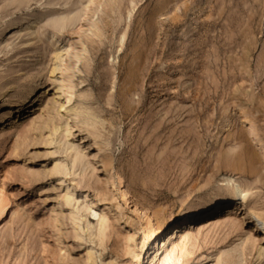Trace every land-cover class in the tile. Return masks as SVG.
I'll return each instance as SVG.
<instances>
[{
    "label": "rangeland",
    "instance_id": "374dc122",
    "mask_svg": "<svg viewBox=\"0 0 264 264\" xmlns=\"http://www.w3.org/2000/svg\"><path fill=\"white\" fill-rule=\"evenodd\" d=\"M88 4L0 0L1 32L12 20L42 16L31 25L36 34L1 40L0 90L24 93L41 76L42 97L0 133V264H80L89 251L103 264H156L159 238L230 180L250 189V206L264 212V0H112L96 17ZM61 17L76 22L57 27ZM72 48L81 58L72 106L97 124L102 162L92 160L98 150L83 125L66 137L54 130L65 128L66 112L43 111L56 91L57 55ZM69 145L97 170L72 168ZM68 191L73 200L62 201L59 224L56 196ZM226 208L240 206L209 201L191 220L204 236L184 248L193 253L186 264H217L254 228L247 215L241 236L212 226ZM90 210L105 217L103 236ZM158 228L163 234L151 238ZM248 258L242 264L259 263Z\"/></svg>",
    "mask_w": 264,
    "mask_h": 264
},
{
    "label": "bare ground",
    "instance_id": "6f19581e",
    "mask_svg": "<svg viewBox=\"0 0 264 264\" xmlns=\"http://www.w3.org/2000/svg\"><path fill=\"white\" fill-rule=\"evenodd\" d=\"M114 1L116 2V0ZM109 2L112 3V0H89L87 9L94 7V11H91L96 17L101 12V10L109 4ZM23 18L24 19L12 20L8 22L4 27L2 26V32L0 31V46H2L5 41L8 42L5 38L3 41H1L4 37L3 35L5 34L6 38L8 35L12 34L11 38L14 39L15 37L20 38V36H22L25 31H27L31 35L36 34V32H33V26L31 25H34V23L36 25V23L41 20L42 16L32 15L25 16ZM75 22V18L61 17L55 19V24L57 25V27L63 25L64 27L62 28L64 29H67L70 23L75 24ZM24 26L27 27L23 28ZM96 30L97 26L93 24L90 32H96ZM95 34L97 35V33ZM10 47H12V44L8 43L7 48ZM78 56V51L75 48L64 49L60 53H58L56 61L57 63L51 71L52 76L56 78V91L52 93L50 98L46 99V105L43 111L48 114L49 110H53L54 108L59 113L66 112L68 119H66L65 128H60L58 126H55L54 128L55 133L61 132L66 137L72 136L73 131L78 128L81 129L83 125L82 129H84V131L86 132L88 141L94 140L96 145L95 148L98 150V153L92 160L102 162L100 161V151L104 150V146L101 140L100 131H98L99 129L97 127V124L88 120L81 121L79 117L80 113L74 106H72L75 96L74 90L76 88L75 84H73L76 77L74 62L77 60V58H80ZM61 76H64V80L61 79ZM40 79L41 76L38 77V80L32 79L30 87H28L24 91V93H18L15 96L10 95L9 93H4L3 90H0V133L6 132V130L10 127L18 125L22 121V119H24L27 113H31L33 111V107L41 100L42 97L40 95V92L38 91L39 87H41V85L39 84ZM41 118L43 119V117ZM43 120L41 122H43ZM75 123L79 125L76 126L74 125ZM67 149L70 150L71 153H73L72 168H75L76 165H79L85 173V171L93 166L86 161L87 156L75 145H69ZM92 168L93 171L97 170L94 166ZM107 168V164H103V166H101V168L99 169L100 174L107 173ZM249 190L245 189L244 187L237 186V182L235 180H230L226 185L223 193H220L217 189H213L195 200V202L187 210L186 218L189 222L185 221L186 223H180L178 226L170 228V231L166 233L163 238H159L161 234H163L161 228L155 229L152 233L151 238L160 239L157 242L156 256L154 259L156 260V264H186V262H190V255L193 253L189 252L188 250L187 252H185L184 248H186L187 244L191 241L193 236L200 237L204 234L202 223L193 224L191 223V220H196L195 218L206 212L208 208H205L209 206V201L218 202L225 200L230 203L238 204L240 208H226V213L222 214L220 217H217L212 223V226L218 228L225 225L228 226L231 230L238 229L240 233L237 236H241L244 233V215H247L252 220V224H255V226L254 228L252 227L253 229H251L250 231H247L248 236L245 239L243 238L241 245L233 249L231 252L223 253L218 258L217 264H242L247 259H249L248 257L257 258V260L259 261L258 264H264V212L256 206H250L251 194ZM73 196L74 194L70 193L69 191L65 195L64 199H62L59 195L56 196V201L61 202L58 206V217L60 218L59 224L62 220L66 219V214L64 213L65 206L62 201L65 200L68 203H71V201L73 200ZM3 202L6 210L13 204V202L9 198L4 199ZM90 214L98 218V233L103 236L107 229L105 217L92 210H90ZM4 217L5 211H0V222L4 219ZM62 225L65 226L64 221L62 222ZM203 240L205 241V239ZM169 248L172 249L171 253H168ZM177 250L178 254L176 255ZM99 263L101 262H98V258L94 256V253L92 251H89L87 253L86 259L80 264ZM101 264H103V262ZM104 264L114 263L108 262Z\"/></svg>",
    "mask_w": 264,
    "mask_h": 264
}]
</instances>
